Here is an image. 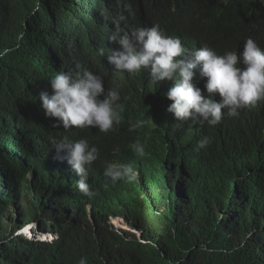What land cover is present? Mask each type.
Segmentation results:
<instances>
[{
    "label": "trees",
    "instance_id": "obj_1",
    "mask_svg": "<svg viewBox=\"0 0 264 264\" xmlns=\"http://www.w3.org/2000/svg\"><path fill=\"white\" fill-rule=\"evenodd\" d=\"M130 3L139 24L158 23L167 34L194 36L218 54H239L249 37L264 49V0ZM119 11L115 0H0V51L12 22L23 27L26 20L32 48L27 60L35 68L53 77L80 65L101 75L106 90L118 85L124 106L121 123L108 134L95 127L83 133L76 126L65 130L39 106V93L51 94L50 88L20 72L10 52L0 58V264H59L14 236L10 215L13 208L17 224L23 225L29 221L22 219L40 216V187L58 182L50 147L65 136L96 145L99 164L116 160L139 172L131 195H122L127 205L121 211L141 230L143 241L110 233L98 248L80 232L85 245L76 264L81 258L87 264H264V102L250 116L225 115L217 130L191 118L177 121L167 111L172 101L165 95L173 81L154 86L148 72L116 73L108 63L107 54L118 48L108 37ZM141 119L145 126L130 131V122ZM213 133L220 138L218 145L196 150L197 141ZM137 141L146 145L144 158L130 148ZM109 196L116 211V196Z\"/></svg>",
    "mask_w": 264,
    "mask_h": 264
},
{
    "label": "clouds",
    "instance_id": "obj_2",
    "mask_svg": "<svg viewBox=\"0 0 264 264\" xmlns=\"http://www.w3.org/2000/svg\"><path fill=\"white\" fill-rule=\"evenodd\" d=\"M115 4L120 11L113 21L115 28L108 40L117 43L118 48L107 54L108 63L116 73L148 72L154 86L166 79L173 81L165 95L172 101L167 111L177 121L191 118L199 125L217 130L225 115L238 118L241 112L243 116H250L258 103L264 102V49L251 37L244 41L239 54L231 50L221 55L194 36L167 34L158 23L140 20L139 24L130 0H115ZM23 22V27L12 22L10 37L5 42V49L0 51V58L10 52L20 72L27 77L36 76L50 88L51 94L42 90L38 97L44 115L56 118L65 130L75 131L76 126L79 133L92 127L104 134L113 131L121 123L120 113L124 111L119 86L106 90L101 75L86 68L81 70L80 65L76 70L60 71L53 77H46L27 60L32 55V48L26 41L28 23ZM99 52L101 56L105 55L103 48ZM194 83L201 86L206 95ZM243 111L249 112L243 114ZM145 124L142 119L130 122L129 130L134 131ZM219 140L215 133L204 136L197 141L196 150L207 149L211 143L218 145ZM51 145L50 148H54L51 149L52 159L57 163L52 171L56 172L54 178L58 182L54 186L40 187L36 202L40 216L25 220L18 211L21 219L29 221L30 226L17 224L14 217L17 213L12 208L14 236L37 246L59 264H76L73 260L85 245L80 232L92 237L98 248L110 233L125 239L133 234L143 241L141 230L121 211L127 205L122 195H131L130 185L139 178L134 166L116 160L99 164V148L86 138L70 140L65 136ZM130 148L140 158L147 155L146 145L139 141ZM28 177L32 179L31 175ZM108 194L116 196L119 205L116 211H112L114 207ZM114 223L117 230L112 228ZM72 252L76 254L74 258H71ZM79 264L87 262L81 258Z\"/></svg>",
    "mask_w": 264,
    "mask_h": 264
},
{
    "label": "rangeland",
    "instance_id": "obj_3",
    "mask_svg": "<svg viewBox=\"0 0 264 264\" xmlns=\"http://www.w3.org/2000/svg\"><path fill=\"white\" fill-rule=\"evenodd\" d=\"M13 212V211H12ZM22 216V215H21ZM21 216H19V217H21ZM15 218H17V216H14ZM12 218H13V215H10V219L12 220ZM114 219H116V218H114ZM117 224H120L119 222H117ZM6 225H7V229H8V231H10L11 230V223L10 222H6ZM117 225L114 223V225H112V228L113 229H116L117 230ZM119 230V229H118Z\"/></svg>",
    "mask_w": 264,
    "mask_h": 264
},
{
    "label": "bare ground",
    "instance_id": "obj_4",
    "mask_svg": "<svg viewBox=\"0 0 264 264\" xmlns=\"http://www.w3.org/2000/svg\"><path fill=\"white\" fill-rule=\"evenodd\" d=\"M176 122V121H175ZM183 123V122H182ZM136 205V204H135ZM133 207H135V206H133ZM117 222H119V221H115V223L117 224ZM120 223V222H119ZM121 224V223H120ZM23 226H30L29 224H25V225H23ZM122 226H124V227H126L124 224H122Z\"/></svg>",
    "mask_w": 264,
    "mask_h": 264
}]
</instances>
